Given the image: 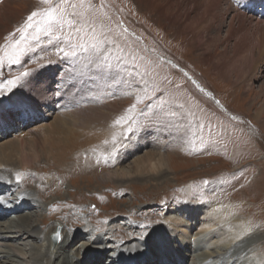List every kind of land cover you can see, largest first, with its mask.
I'll list each match as a JSON object with an SVG mask.
<instances>
[{"label":"rangeland","instance_id":"374dc122","mask_svg":"<svg viewBox=\"0 0 264 264\" xmlns=\"http://www.w3.org/2000/svg\"><path fill=\"white\" fill-rule=\"evenodd\" d=\"M215 2L216 0L201 2L165 0L164 3L167 6L170 4L178 7L179 14L185 12L183 16L185 19L198 14L192 21H188L191 24L201 25L208 22L210 14L215 12L210 32L218 33L221 37L225 35V25L229 20L226 18L228 7L237 8L246 18L251 19L253 27L251 26L250 32L253 37L256 33V23L264 24V0H220L217 11L214 10ZM5 4H13V10L18 9L22 14L16 20L8 22L7 31L1 32L3 35L0 37V46L4 51L11 52L10 45L19 38L16 29L24 23L32 11L43 10L49 6L38 3V0H0V8ZM92 9L94 11L90 12L89 20L95 28L100 44L98 55L93 54L91 59L95 62L106 60L112 67L110 70L100 72L89 65L85 75H76L70 84L65 83L60 95V99L65 95V103L59 104L56 108L53 102H47L46 108L53 110L50 115L43 117L39 111L32 109V106L26 116L13 118L8 115L9 109L12 108L9 97L15 95L16 99L20 95H26V92H36L42 84H47L52 89L57 75L62 72L65 77L66 70L73 67L72 62L65 60L63 53L58 51V48L67 50L65 43L61 42L58 45L56 42L48 43V37L41 32L39 47H35V51L24 56L20 65L13 64L0 68V83H4L6 79H14L21 71L31 73L10 94L7 93L8 86L5 84L4 115L0 119V147L21 143L24 149L26 147L25 152L29 154V161L36 160L33 156L34 151L30 147L33 146L32 142L35 139V136H31L32 133L45 137L54 124L63 118L88 123L98 121L97 115L89 113L94 107L99 111H106L111 107L117 112L113 113V118L100 126L93 124V127L84 130L72 128V131L77 134L84 133L85 136L76 140L75 145L63 143L64 145L60 147H68V149L65 147L67 151L63 157L56 152L57 157L53 159L45 160L42 156L39 162H29V166L17 170L18 181L24 187H28V192L32 190L33 198L36 197L41 201L40 204L31 207L30 214L36 216L39 221L40 217L47 216L49 206L52 214L46 217L47 228L52 226L50 223H56L57 220L63 224L67 220V232L70 231L73 237L79 233L83 238L78 240L76 247L73 248L77 261L89 255L87 249L99 235L95 230L92 234L86 232H93L92 229L81 230L83 225L89 224L88 213L94 215L95 222L99 226L104 225L102 229L104 232L106 228H111L114 233L117 229L121 230L119 232L125 241L121 238L114 242L104 240V245H111L114 250L119 248L123 253H126L125 243L130 246L141 244L144 239L148 240L154 235L151 230L159 231L160 228L167 226L166 229L173 232L169 227L171 222L173 223L172 218L175 217L176 222L181 223L179 225L181 232H174L176 236L173 237L172 242L169 241V250L177 259H181L177 256L181 254L180 247L185 244L187 248L183 253L191 256L185 264H211L216 263L217 260L225 261L227 249L233 245L232 242L229 245L221 241L223 235L229 233L231 225L222 223L218 226L209 220L211 214L209 211L220 210L219 212H227L236 223H245L249 229L246 233L247 237L242 239L247 240L242 246L246 249L238 255L239 258L236 257V264H264L262 262L264 261V131L256 124V122L260 125L264 124V104L262 97L257 99L258 94L262 93L259 87L262 85L264 87V57L259 58L257 44H254V51L244 55L250 58L243 57L245 60L243 59L242 63L230 60L232 58L230 49L227 56L218 57L217 54L222 52V48H219L215 59L207 64L198 51L182 45L179 39L172 37L175 31L168 24L171 21L168 20L167 10L165 20L158 23L153 21V17L157 16L155 11H160L159 14L164 15L165 10L157 6L156 0L145 2L92 0ZM68 11L72 9L69 7ZM170 14H173V10ZM185 19L182 18L181 21L184 22ZM248 19L246 25L249 24ZM28 32L29 39L32 35H36L33 29H29ZM11 33L15 35H10ZM67 34L68 29H65L63 35ZM76 42L74 35L72 43ZM32 44L34 45L35 41H32ZM209 53L213 55L214 50L209 49ZM3 54L4 52L0 51V55ZM87 57L86 53L80 54V61L76 65L78 70L87 63ZM252 63L255 64L252 67L253 71H249L248 67ZM221 68L225 75L231 74L228 76L231 83L241 80L243 86L242 90L239 89L240 92L237 93V88L233 87V84L222 81L217 72V69L221 72ZM186 75L191 77L190 82L185 78ZM191 79L196 82L198 88ZM129 82L133 83V88L128 87ZM145 82L150 89L153 87L156 89L153 93L154 97H160L165 102V107L170 108L177 116L173 117L172 125L166 128L152 126L147 130L124 131L127 125L122 127L114 122L135 102V96L142 94L139 88ZM248 85L253 88L249 96L245 92ZM125 91L132 94L123 95ZM260 111L261 115L256 119ZM57 119L59 121H56ZM164 129H168V132ZM155 130H160V138L165 141L167 148L158 149L150 146H155L157 139L158 141L160 139ZM141 135L142 138L148 136L145 142L149 146H145L117 164L118 158L123 159L121 153L135 146V141ZM113 137L116 138L115 144ZM50 141L47 139L44 143L49 144ZM37 148L42 149V145L38 144ZM146 152L162 156L171 155L173 160L163 161V168L156 171L144 169L135 173L134 161L144 156ZM118 167L124 172L117 173L123 176L120 184L126 187H117L119 184L113 183L116 175L112 176V174L119 171L115 170ZM3 168L9 167H0V171ZM27 169L36 172L41 178V180L39 178L40 182L28 178ZM32 170L29 171L30 174L33 173ZM79 186L85 187L84 190ZM62 202H68L70 208L57 212ZM181 206L183 207L177 211L176 207ZM0 209L8 210L5 206H0ZM53 215L51 221L50 217ZM26 218L30 216L7 215L0 219L2 226L0 230L4 232L2 235L7 238L13 236L6 233L4 228L8 227L9 223L15 227L17 221ZM71 219L84 222L82 226L72 228ZM34 227L39 228V225ZM142 232L145 234L140 235L139 233ZM212 232L217 235L213 240L207 238ZM196 235L198 236L195 237ZM102 237L106 239L107 236L102 235ZM31 239L35 242L34 235ZM239 241V239L235 240V242ZM83 244L88 246L83 248ZM10 248L12 249L11 246ZM15 248L16 250H10L8 247H2L0 252H4V255H18L21 252H30L31 246L18 243ZM55 250L52 246L51 251L56 252ZM59 253L58 251L56 256L60 255ZM112 253L111 249L107 251L105 264H110ZM145 254L147 256L148 252L145 251ZM224 254H226L225 258L221 259ZM13 260V262L0 260V264H18V259ZM231 261L229 260L227 264H231Z\"/></svg>","mask_w":264,"mask_h":264},{"label":"bare ground","instance_id":"6f19581e","mask_svg":"<svg viewBox=\"0 0 264 264\" xmlns=\"http://www.w3.org/2000/svg\"><path fill=\"white\" fill-rule=\"evenodd\" d=\"M136 1L138 2L140 0H136ZM143 1L145 2L146 0H143ZM198 1L201 2V1H205V0H198ZM164 2H165V0H156L157 6L158 7L161 6L165 10H164V15L159 14L160 11H155L157 13V16L153 17V21L155 23L156 22L158 23L159 21L165 20L164 16H167V14H168L167 11H168L169 12V14H168L169 19L168 20L171 21L168 24L170 25V27L174 28V31H175V33L173 34L172 37L174 39H179L181 41L182 45H184L188 48L192 47L196 51H198L199 55L201 56L204 63L208 64L211 60L215 59V55H216L217 51L219 50V48H222L221 49L222 52L220 54H217L218 57L219 56H223V57L227 56V53L230 49L229 52L232 55V58L230 60L236 61L239 63V62L243 61V59L245 60V58H243V57H246V56H244L245 54L247 55V53L249 54L250 51H252V50L254 51V48H255L254 44H257L256 49L258 51L257 50L256 51H257V54L259 55V58L262 59L264 57V24H262V22H261V24L256 23L255 36L254 37L251 36L250 28H251L253 23L251 22V19L246 18V16L243 13L239 12L237 8L233 9L232 7H228V9L226 11L228 16H226V18H229V20H228L227 24L225 25V28H226L225 35L223 37H221V35H219L218 33H215V32L211 33L210 32V29L213 26V24H211V22L215 18V14H216L215 12H212L210 14L208 22L201 23V25H198L196 23L191 24V22H188V21H192V19H194V17H196L198 14H195V15H193V17L190 16L189 18L185 19L183 17L185 12H182L179 14L178 7H176L174 5L170 6V4H168V6H167ZM219 3H220V0H218V1L216 0V2L214 3V10L215 11H217L219 9V7H218ZM145 6H143V7H145ZM172 10H173V14H170V11H172ZM17 11H18V9H17ZM17 11L13 10V4H5L3 7L0 8V37L3 35V34H1L2 31L8 30V27H7L8 22H12L11 20H13V19L16 20L17 17H20L22 15L21 11H18V12ZM147 11H148V9H147ZM149 11H153V10L149 9ZM186 15H188V14H186ZM182 18L185 19L184 22L181 21ZM247 19L249 21L248 25H246ZM6 27H7V29H6ZM4 28H5V30H4ZM220 45H221V47H219ZM36 47H39V46H36ZM209 49L214 50L213 55H211L209 53ZM250 55L252 56V54H250ZM248 57H246V58H248ZM234 58L236 60H233ZM254 65L255 64L252 63L248 67L249 71H253L252 67ZM217 72L221 76L222 81H225L227 83H231L228 80L229 79L228 76H230L231 74L225 75V73L222 71V68H221L222 73L218 69H217ZM63 78H64V75L62 74V72L59 75H57V77H55V79H54V81H56V83L52 87V89H50L47 84H42L36 90V92H30V91H29V93L26 92L27 96H31V97L35 98L36 101H38L37 104L33 105L32 109L39 111L43 115V117H46L47 115H50V113L53 111L52 108L51 109L46 108L47 102H53L55 104L56 108L59 107L58 106L59 104L64 105L63 102H64L65 95H62L63 98L60 99V95L62 93V90L64 89V85L61 86V81ZM44 82H46V81H44ZM231 84H233L232 85L233 87L235 86V88H237V93L240 92V90H242L241 88L243 85L241 84V80H240V82L235 81ZM79 90H81V89H79ZM259 91L260 92L262 91V93L260 95L258 94L257 99L259 100V98L262 97V101L264 104V87H263V85L261 87H259ZM245 92H247V94L249 96V94L251 92H253L252 86L248 85ZM57 93H59V95H57ZM103 93H104V91H103ZM20 96H18V97H20ZM92 97H94V96H92ZM11 98L15 99V95H11ZM66 103H68V102L66 101ZM263 107H264V105H263ZM76 109H75V111H76ZM3 110H4V108H3ZM91 110H92V112L89 111V113H94L95 115H97L98 121L93 120L94 122H92V123H88L86 121L87 122L86 123L85 121H82V120L75 119V120L71 121L67 118H63V119H61V121H59L58 120L59 118H58L56 121H59V122L55 123L54 126L52 127V129L50 128L51 129L50 131L48 130L49 133L45 134L46 135L45 137L44 136L40 137L41 135L37 136L35 133H32L31 136H35V139L33 138L34 139V141L32 142L33 146L31 145L30 147L34 151L33 156L35 157L36 160L31 161L32 160L31 159L29 161V159H30V158H28L29 154L26 153L27 151L25 152L26 147L24 149V147L21 143H16V144L12 143V145L9 143L10 146L6 145L3 147H0V167H9V168H3L0 171V206H5L8 208V210L7 209H4V210L0 209V211H2V212H0V219L4 218L7 215L22 216V215L27 214V216H30V218H26L25 220L17 221L15 227L11 226L12 223H9L8 227L4 228L6 233L12 234L13 236H8V238H7V237L2 235V233H4V232H2L0 230V249L2 247H8L10 250H13V249L16 250L15 245H18V243H23V244H26L27 246H31V249H29L30 252L28 251L29 253L28 252H26V253L21 252L19 254L17 253L18 255L11 254V256H10L7 254L4 255V252H0V255H1L0 260H6L8 262L12 260V262H13L14 261L13 259L16 258V259H18V264H105L104 259L107 256V251L109 249H111L113 253L110 256L111 257L110 264H185L186 260L191 257L189 254L183 253V251L186 250L187 245L183 244L180 247V250H181L180 253L182 255L180 254L177 257H180L181 259H177L176 255L169 250V246H168L169 241L172 242L173 237L176 236L174 234V232L175 233L181 232V231H179V225L181 223H177L175 217L172 218L173 223L171 222V226L169 227L173 230V232L166 229L167 226H166V228H160L159 231L151 230V233H153L154 235L148 240L144 239L141 242V244H137V245L132 244V246H130V245H127V243H125L126 253H123V252H120L119 248H116V250H114V248L111 245L110 246L104 245V240L105 241L111 240L114 242V241L121 238L123 241H125V238L121 237L122 235L119 232L121 230L117 229V231L115 230L116 233H114V232H112L111 228H106L105 232H104L102 230L104 228V225L102 227L99 226L95 222L94 215H92L91 213H88L89 214L88 215V223L89 224H86V226L83 225V229H81V230L86 231V230L92 229L93 232H91V231H86V232L92 234V233H95L94 232V230H95L96 232L99 233V235H97L95 237V239L93 240V242H91L92 244L89 245V247L87 249L89 252V255H86L83 257V259L77 261L76 254L73 253V248L76 247L77 241L80 239H83V238L81 237V235L79 233H78V235H75V237H73V235H72V233H70V231L67 232L68 221L66 220L65 224H63L57 220L56 223H53V224L50 223V225H52V226L47 228L46 227V225H47L46 217H48L50 214H52V211H50L51 208L49 206L47 207V216L46 217L42 216V218L40 217L39 221H38V218H36V216H32V214H30L31 207L40 204L41 201H38V199L36 197L33 198L34 194L32 193V190L28 192L27 191L28 187H24V185L20 181H18L17 170L23 169L25 166H29L28 165L29 162H35V163L39 162L40 161L39 158H41L42 156H44L45 160H48V158L53 159L54 157H57L55 155L56 152H58L60 157L61 156L63 157V155L65 154V151H67L65 149L66 146L60 147L61 145H64L63 143H70L72 145L75 143L76 140L83 139V137L85 136L84 133L83 134H77V132L72 131L71 130L72 128L75 130H76V128H81L82 130H84V129H88V127L91 128L93 126H100L101 124H104L105 122H108L111 118H113L114 117L113 113L116 112L115 109H112L111 107H108L106 111H99V109H97L96 107L91 108ZM70 111H73V110H70ZM87 111H86V113H87ZM45 112H47V113H45ZM70 115L71 114H69V116ZM259 115H261V111L257 115L256 119L259 118ZM176 116H177V114H176ZM89 117H90V115H89ZM256 124H258L260 126V129L264 131V124L260 125L259 122H256ZM164 131L168 132V129H164ZM155 133H156L157 137L160 138V130H155ZM47 139L51 140L49 144L44 143V142H46ZM71 139H73L72 142H71ZM147 139H148V136L142 138V135H141V137L137 141H135V146H133L129 151H126L125 153H123V152L121 153L123 155L122 160H120V158H118V160H117V158H116V160L118 161L117 164L122 163V161L126 157L131 156L133 153L137 152L140 149H143L145 146H147V145L149 146V144L147 142H145V141H147ZM160 139H159V141L157 139V144H155V146L154 145H150V146L154 147V148H158V149H162L163 147L167 148V144L165 143V141L162 139L160 140ZM81 142H83V140ZM28 143H29V141H28ZM38 144L42 145V149L37 148ZM173 145H174V143H173ZM66 148L68 149V147H66ZM153 150H152V152H153ZM35 153H37V154H35ZM215 154H216V152H215ZM116 157H118V156H116ZM172 158L173 157L171 155L170 156L169 155L168 156H162L161 154L157 155V154L146 152V154H144V156H142L138 160L134 161L133 166L136 167L134 172L136 173V172L142 171L144 169L156 171L160 168H163V166H162L163 161L173 160ZM44 159H43V161H44ZM12 161H14V162H12ZM16 166H21V168H16ZM119 169H121V167H118L115 170H119ZM30 170H32V169H27V171H26L27 177L32 179L35 182H40L41 178L38 177L37 173L32 170L33 173L30 174V172H29ZM119 172H121V170L112 174V176L116 175V178H113L114 179L113 183L119 184V185H117V187H119V186L124 187L125 185L120 184L123 180V176L118 175L117 173H119ZM123 173L124 172H121L120 174H123ZM39 178H40V180H39ZM157 180H159V179H157ZM79 188L82 189L83 187L79 186ZM84 188H83V190H84ZM27 194H29L31 196H29ZM86 197L89 198L88 195H86ZM216 206H218V205H216ZM182 207L183 206L176 207L177 211H179ZM67 208H70V204L68 202H62V205L60 206V208L58 210H56V209H53V210H56L57 212H61ZM219 211H212V212L209 211L211 213L209 220L215 222V224L218 226H221L220 224H222V223L227 224V226L231 225L229 227V233H227V235H223V237L221 238V241L223 243H229V245L232 242L233 245L231 244L232 246H230L227 249V252H226V254H227L226 258L227 259L225 261L224 260L223 261L217 260L216 263H211V264H227L229 262V260H232L231 264H236V260H237L236 257H238V255L241 252L243 253L246 249L242 246L246 244L247 240L243 241L242 239L247 237L246 233L248 231L244 234H242V233H243V230L247 229L248 227H246L245 223H236L233 218L229 217L230 215L227 212H219ZM3 212H5V213H3ZM192 213H193V211H192ZM128 216L129 215H127V217ZM207 216H208V214H207ZM53 217H54V215L52 217H50L51 221L53 220ZM228 218H229V220H228ZM13 220H15V219H13ZM82 222H84V221L81 220V222L80 221L77 222V219H71L70 220V223H71L70 227L73 228L75 226H82ZM36 225H39V228L34 227ZM212 225H214V224H212ZM216 225H214V226H216ZM0 226H1V224H0ZM56 230H58L59 239H58L57 244L54 247V250L57 247V249L55 250L56 252H53V251H51L52 250V244L50 241V235L56 233ZM226 230H228V229H226ZM129 231H131V229ZM134 233L136 234L137 232H134ZM139 234L142 235L145 233L142 232ZM33 235L35 236V242H33L31 239ZM102 235L107 236L106 239L103 238ZM197 236L198 235H196L195 237H197ZM216 236L217 235L214 232H212L207 236V238L208 239L211 238L213 240V238H215ZM72 237H73V240H72ZM237 237H239V238H237ZM9 238H12L13 240H8ZM133 238H135V236ZM190 238H192V237H190ZM195 239H197V238H195ZM202 239H204V237ZM238 239L240 241L235 242V240H238ZM259 239H261V238H259ZM241 241H243V242H241ZM10 246L12 247V249L10 248ZM82 246H83V248H85L88 246V244H83ZM258 248H259V246H257V249ZM236 249H238L239 252L236 251ZM58 251L60 252L59 253L60 255L56 256V253ZM145 251L148 252L147 256L145 254ZM50 252H53V253H50ZM226 254H224L221 259H224ZM244 255H242V256H244ZM173 256H175V257H173ZM215 256H216V254H215ZM262 262H264V261H262Z\"/></svg>","mask_w":264,"mask_h":264},{"label":"snow or ice","instance_id":"6c2138e0","mask_svg":"<svg viewBox=\"0 0 264 264\" xmlns=\"http://www.w3.org/2000/svg\"><path fill=\"white\" fill-rule=\"evenodd\" d=\"M38 3L48 5L49 7L43 10L32 11L24 21V23L16 29L19 33V38L15 39L13 44L10 45L12 51H4L0 46V51L4 52L0 55V68L7 65H20L22 58L28 53L35 51V47L40 43L39 33H43L48 37V43L63 42L67 46L65 48H58V51L63 53L65 60L71 61L73 67L66 70L67 75L62 79L61 86L65 83H71L76 75H85L86 70H89V65L97 71L103 72L111 69V65L106 60L95 62L91 59L93 54L98 55L100 41L96 37L95 28L89 20L90 12L92 9V0H38ZM67 6V7H65ZM72 11H68V8ZM29 29H33L36 35H32L29 39ZM68 29V34L65 33ZM10 35H15L11 33ZM76 43H72L74 38ZM35 41V44H32ZM88 54L87 63L79 70L76 68L77 63L80 61V54ZM28 71H21L20 75L14 79H6L4 83H0V118L3 117V96L5 94V84L7 93H12L24 78L30 76ZM133 83L129 82L128 87L133 88ZM156 89L149 88L147 82L139 88L141 95L135 96V102L125 110L124 115L120 116L114 123L116 125H127L124 131L133 132L141 129L147 130L152 126L169 127L172 125L173 117L176 115L170 108L165 107V102L160 97H154ZM131 92L125 91L123 95H131ZM59 95V93H57ZM9 103L12 108L9 109L8 115L13 118H22L29 113L30 108L37 104L35 98L27 95H22L16 99L9 97ZM142 105V107H139ZM235 118V117H234ZM116 138L113 137L115 144ZM248 229H244L246 233ZM59 237V233L56 234ZM239 238V237H237Z\"/></svg>","mask_w":264,"mask_h":264},{"label":"water","instance_id":"95a60500","mask_svg":"<svg viewBox=\"0 0 264 264\" xmlns=\"http://www.w3.org/2000/svg\"><path fill=\"white\" fill-rule=\"evenodd\" d=\"M57 233H58V230H56V233H54L50 236V241H51V244L53 247H55V245L57 244L58 239H59V237H57V235H56Z\"/></svg>","mask_w":264,"mask_h":264}]
</instances>
